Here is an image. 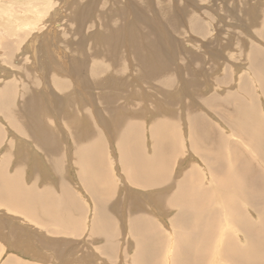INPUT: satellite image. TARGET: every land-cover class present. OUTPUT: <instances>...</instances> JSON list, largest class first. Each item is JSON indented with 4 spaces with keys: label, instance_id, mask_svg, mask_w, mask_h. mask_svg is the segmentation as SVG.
I'll list each match as a JSON object with an SVG mask.
<instances>
[{
    "label": "rangeland",
    "instance_id": "1",
    "mask_svg": "<svg viewBox=\"0 0 264 264\" xmlns=\"http://www.w3.org/2000/svg\"><path fill=\"white\" fill-rule=\"evenodd\" d=\"M238 115L264 128V0H0V264H264Z\"/></svg>",
    "mask_w": 264,
    "mask_h": 264
},
{
    "label": "bare ground",
    "instance_id": "2",
    "mask_svg": "<svg viewBox=\"0 0 264 264\" xmlns=\"http://www.w3.org/2000/svg\"><path fill=\"white\" fill-rule=\"evenodd\" d=\"M9 110V109H8ZM241 115H238V117H239V122L241 123V124H239V125H241L240 127H244L243 129L244 130H239V133L241 134L242 133V131H249L250 133H248L249 135H246V134H241V135H243L244 137L245 136H248L246 139H244V137H240V140H238V141H235L234 139H232V141L231 140H229V139H227V141L226 140H224L223 138H221L220 140H223V143H225V144H227V145H232L233 143V145H235V142H237L238 144H237V147L239 146V145H241L240 146V148L243 150L244 149V147L245 146H247L248 147V149H246L247 150V152L248 151H250V150H252V151H250V152H253V150L254 149H256V147H257V144H259V145H261L263 148H264V128L262 127V126H260V125H263L262 124V122H260V121H258V120H254V119H251L250 120V118L249 119H244L243 120V118H241L240 117ZM33 118V117H32ZM37 122L38 123H34V128H35V130H34V132L36 133V134H38L42 139H44V142H45V140L48 142V141H52V142H54V140L55 139H48L47 137V134L48 133H46L45 131H44V127L45 126H43L42 127V123L41 122H39L38 120H37ZM39 127H38V126ZM256 125H259L258 127L256 126ZM44 128V129H41V128ZM208 127V126H207ZM209 128V127H208ZM239 129V128H238ZM234 132H238V131H236V129H234V130H232L231 131V134H233V136H235L236 135V133L234 134ZM51 134V133H50ZM222 136V135H221ZM223 137V136H222ZM40 138V139H41ZM231 141V142H230ZM229 143V144H228ZM246 143H247V145H246ZM252 145V147H251V149H249V147ZM250 145V146H249ZM235 148V147H234ZM239 149V148H238ZM237 150V149H236ZM236 150H234L233 151V153H230L229 154V157L228 158H226V157H224V159H226L229 163H230V165L231 166H235V165H237L236 164V159H239V157L237 156V155H239L240 153L238 152V151H236ZM257 151V150H256ZM254 153V152H253ZM228 154V153H227ZM232 154V155H231ZM241 156V155H240ZM225 161V160H224ZM220 163V162H219ZM226 164V163H225ZM227 165V164H226ZM225 165V166H226ZM221 167V166H220ZM205 169V168H204ZM230 169V168H229ZM250 169V168H249ZM216 173V172H215ZM225 173V172H224ZM229 173V172H228ZM230 173H232L233 174V172H230ZM207 174V173H206ZM231 174V177L230 178H232V176L234 175H232ZM219 176V175H218ZM209 177V176H208ZM201 178V177H200ZM199 178V179H200ZM224 179H226V178H224ZM236 179V178H235ZM202 180V179H201ZM232 180V179H231ZM228 181V180H227ZM236 181V180H235ZM7 182V181H6ZM258 182V181H257ZM256 182V183H257ZM203 183V182H202ZM0 184H2V183H0ZM200 183L198 182V185H199ZM211 184V183H210ZM230 185H231V183H229ZM254 184H255V182H254ZM10 182L9 183H5V189L7 190L10 186ZM239 185V184H238ZM261 185V184H260ZM217 186V185H216ZM215 186V187H216ZM219 186V185H218ZM232 186V185H231ZM236 186H237V184H236ZM214 187V186H213ZM234 187V186H233ZM217 189H219V187L217 188ZM216 189V190H217ZM232 190H234V189H232ZM262 191H264V190H262ZM222 193V192H221ZM223 194V193H222ZM224 195V194H223ZM228 195V194H227ZM262 195L264 196V192L262 193ZM0 196H1V193H0ZM2 198H0V203L2 202V201H4V202H9L6 198H3V196H1ZM213 202V201H212ZM214 202H216V201H214ZM212 204V203H211ZM256 211V210H255ZM189 215V214H188ZM258 216V218H259V220H261V222H262V224L264 225V215H263V212L261 213V212H259V214L257 215ZM242 217V216H241ZM142 221L143 222H145V225H147L148 226V224H150V225H153V222H151V220L149 219V218H146V219H142ZM252 221V220H251ZM202 223V222H201ZM242 223V222H241ZM261 224V225H262ZM201 225V224H200ZM257 225V224H256ZM259 226V225H258ZM239 230V229H238ZM223 230H222V228H221V232H222ZM255 232L256 231V229H255V227H252V229H251V232ZM264 231V230H263ZM239 233H240V231H239ZM243 233V232H242ZM222 234V233H221ZM246 234H243L242 236H245ZM226 236V235H225ZM224 236V237H225ZM252 236H254V235H252ZM211 237V236H210ZM246 237H248V236H246ZM229 238V237H228ZM209 239V238H208ZM249 241H250V237H248L247 238ZM243 240L245 241V238H243ZM242 240V241H243ZM252 240V239H251ZM209 241H210V243H208L209 244V253L211 252V253H214L213 255V257H216V256H218V255H221V257L223 256V255H225L226 253H227V241H225V240H223L221 237H220V235H219V233H218V236L217 235H215V237H213V240L211 241V239H209ZM214 241H215V244H213L214 243ZM194 242H195V240H194ZM239 242V241H238ZM246 242V241H245ZM239 243H241V242H239ZM192 244V243H191ZM234 248V247H233ZM264 248V247H263ZM190 249V248H189ZM250 249V248H249ZM244 250V249H243ZM189 251V250H188ZM204 251V250H203ZM234 251H238V248H236ZM262 251V250H261ZM251 252V251H250ZM210 253V254H211ZM223 254V255H222ZM252 254V253H251ZM207 255H208V252H207ZM237 255V254H236ZM239 255V254H238ZM211 256V255H210ZM225 256H227V255H225ZM235 256V255H234ZM245 256V255H244ZM248 256V255H247ZM236 257H238V256H236ZM247 260H249V259H247ZM246 261V260H245ZM236 262V261H235ZM251 264H254V259H253V261L251 262Z\"/></svg>",
    "mask_w": 264,
    "mask_h": 264
}]
</instances>
